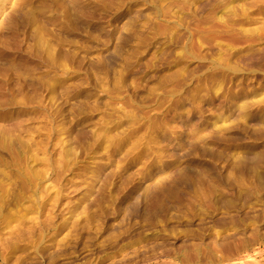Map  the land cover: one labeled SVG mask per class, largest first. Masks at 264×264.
<instances>
[{
    "label": "rangeland",
    "instance_id": "374dc122",
    "mask_svg": "<svg viewBox=\"0 0 264 264\" xmlns=\"http://www.w3.org/2000/svg\"><path fill=\"white\" fill-rule=\"evenodd\" d=\"M0 264H264V0H0Z\"/></svg>",
    "mask_w": 264,
    "mask_h": 264
},
{
    "label": "bare ground",
    "instance_id": "6f19581e",
    "mask_svg": "<svg viewBox=\"0 0 264 264\" xmlns=\"http://www.w3.org/2000/svg\"><path fill=\"white\" fill-rule=\"evenodd\" d=\"M108 52H103L101 55L104 58L107 55Z\"/></svg>",
    "mask_w": 264,
    "mask_h": 264
}]
</instances>
